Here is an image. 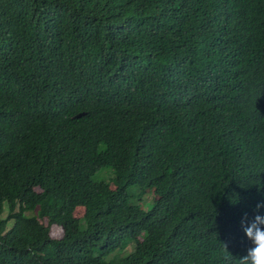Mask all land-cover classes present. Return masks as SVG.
Returning <instances> with one entry per match:
<instances>
[{
	"label": "trees",
	"instance_id": "obj_1",
	"mask_svg": "<svg viewBox=\"0 0 264 264\" xmlns=\"http://www.w3.org/2000/svg\"><path fill=\"white\" fill-rule=\"evenodd\" d=\"M261 202L264 0H0V264H239Z\"/></svg>",
	"mask_w": 264,
	"mask_h": 264
},
{
	"label": "clouds",
	"instance_id": "obj_2",
	"mask_svg": "<svg viewBox=\"0 0 264 264\" xmlns=\"http://www.w3.org/2000/svg\"><path fill=\"white\" fill-rule=\"evenodd\" d=\"M256 207H264V202L258 203ZM241 223L251 246L248 247L247 254L239 258V264H264V215L257 214L250 221L245 213ZM223 246V259L227 264H235V257L227 250L225 244Z\"/></svg>",
	"mask_w": 264,
	"mask_h": 264
},
{
	"label": "rangeland",
	"instance_id": "obj_3",
	"mask_svg": "<svg viewBox=\"0 0 264 264\" xmlns=\"http://www.w3.org/2000/svg\"><path fill=\"white\" fill-rule=\"evenodd\" d=\"M110 175V174H109ZM84 213V208L83 207H79L76 210V215L77 216H82ZM8 214V209L6 207L5 212L3 214V217L7 216ZM28 214H32V212H29ZM45 224H47L46 221H44ZM11 222L9 223V227L11 226ZM51 235L53 237L56 238H60L63 235V230L61 227L59 226H52L51 227ZM133 249V243L132 242H127L124 244L123 250L116 252L114 255L111 256V258H113L114 260H118L120 261L123 257H125L127 254H129Z\"/></svg>",
	"mask_w": 264,
	"mask_h": 264
},
{
	"label": "water",
	"instance_id": "obj_4",
	"mask_svg": "<svg viewBox=\"0 0 264 264\" xmlns=\"http://www.w3.org/2000/svg\"><path fill=\"white\" fill-rule=\"evenodd\" d=\"M82 114H83V113L78 114L77 117H80Z\"/></svg>",
	"mask_w": 264,
	"mask_h": 264
}]
</instances>
